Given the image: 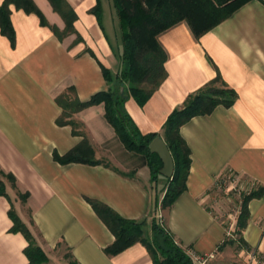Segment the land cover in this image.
Here are the masks:
<instances>
[{
	"label": "crops",
	"instance_id": "crops-1",
	"mask_svg": "<svg viewBox=\"0 0 264 264\" xmlns=\"http://www.w3.org/2000/svg\"><path fill=\"white\" fill-rule=\"evenodd\" d=\"M34 1L51 26L66 28L49 0ZM66 2L77 20L76 33L64 39L43 26L39 15L15 5L9 7L12 36L0 26V181L5 187L0 264H29V244L13 231L12 209L48 255V264H69L68 253L78 264H153L140 243L116 256L106 254L115 236L89 199L143 223L150 237L159 220L185 252L213 254L210 264H264V196L248 203L247 226L241 234L238 229L245 195L264 187V1L247 2L200 39L186 22L162 33L167 79L144 106L133 98L126 103L143 134L164 139L169 116L190 95L216 79L235 92L231 107L220 105L181 127L192 165L187 191L167 211L162 209L167 178L152 180L145 157L124 147L104 105L82 111L77 119L96 159L108 165L58 160L83 138L70 126H58L62 109L56 96L75 86L79 98L88 101L116 86L106 80L102 65L113 78L121 69V61L115 73L111 65L109 11L102 6L100 22L90 12L97 0ZM108 10L111 14L112 7ZM227 172L238 182L219 188L217 181Z\"/></svg>",
	"mask_w": 264,
	"mask_h": 264
},
{
	"label": "trees",
	"instance_id": "trees-1",
	"mask_svg": "<svg viewBox=\"0 0 264 264\" xmlns=\"http://www.w3.org/2000/svg\"><path fill=\"white\" fill-rule=\"evenodd\" d=\"M49 1L54 11L66 23L63 31L48 23L34 0H5L0 6L2 31L12 36L9 7L15 5L17 9L39 15L41 24L49 26L60 39L76 33L74 25L77 15L72 7L66 0ZM249 1L252 0H112L121 32V69L115 78L104 65L102 70L106 80L114 81L116 86L95 94L88 101L79 98L75 86L67 87L56 96L55 101L62 109V114L57 119L58 126H70L75 136L83 138L80 144L64 157H58V160L63 164L108 165L105 161L96 159V152L85 125L77 119V115L82 111L104 105L105 118L114 128L124 147L129 152L145 157L152 172V180L156 181L160 176L162 162L156 154L151 153L150 144L159 134H143L126 110V103L133 98L140 106H144L167 79L168 54L160 43V35L186 22L195 37L200 39ZM90 12L101 22L103 15L101 0H97V5ZM78 40H81L80 37ZM234 98L235 92L224 86L220 79H216L200 92L190 95L184 106L174 110L169 116L164 127V140L172 153L175 171L173 178L168 179L162 201L163 210H170L178 198L187 191L192 151L181 135V127L196 116L211 114L220 105L231 107ZM236 177L233 172H227L217 181V186L223 188L226 180L228 183H234ZM255 187L244 197L238 218L240 234L248 223V203L252 199L264 196V187ZM1 195H5V187L0 181ZM88 201L115 236L113 244L105 249L107 255L116 256L140 243L152 256L153 264H192L186 252L176 243L169 231L160 225L159 220H154L150 237L146 235L143 223L123 218L102 202L91 199ZM10 216L14 222L13 231L22 233L28 241L25 253L29 264H48L50 262L48 255L13 209ZM66 258L69 264H78L70 253Z\"/></svg>",
	"mask_w": 264,
	"mask_h": 264
},
{
	"label": "rangeland",
	"instance_id": "rangeland-1",
	"mask_svg": "<svg viewBox=\"0 0 264 264\" xmlns=\"http://www.w3.org/2000/svg\"><path fill=\"white\" fill-rule=\"evenodd\" d=\"M101 3H102V6L105 7L107 11H109V13H107L109 18L107 19L106 27H107V34L110 39V45L114 52L113 55L111 56V65L113 66V71L115 73L117 71V68H118L117 66L119 65V61H120V52L122 51L121 32L119 28L118 18L115 15V11H113L115 9L113 7L112 0H101ZM109 7H112L111 14H110L111 10H108ZM113 18L115 19V21H113ZM236 182L238 181L236 180ZM237 189H239V187H237ZM163 228H165V226Z\"/></svg>",
	"mask_w": 264,
	"mask_h": 264
},
{
	"label": "water",
	"instance_id": "water-1",
	"mask_svg": "<svg viewBox=\"0 0 264 264\" xmlns=\"http://www.w3.org/2000/svg\"><path fill=\"white\" fill-rule=\"evenodd\" d=\"M150 151L156 154L162 162V168L159 171L160 175L167 179H172L175 171L174 159L165 140L161 136L155 138L150 144Z\"/></svg>",
	"mask_w": 264,
	"mask_h": 264
},
{
	"label": "built area",
	"instance_id": "built-area-1",
	"mask_svg": "<svg viewBox=\"0 0 264 264\" xmlns=\"http://www.w3.org/2000/svg\"><path fill=\"white\" fill-rule=\"evenodd\" d=\"M229 181L226 180L225 183H228ZM187 256L191 259L192 264H210V262L214 259L213 254H197L194 251H187Z\"/></svg>",
	"mask_w": 264,
	"mask_h": 264
}]
</instances>
